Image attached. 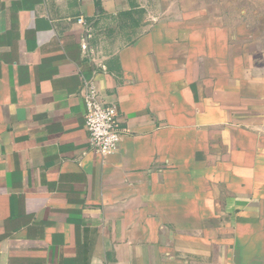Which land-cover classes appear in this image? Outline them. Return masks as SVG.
Here are the masks:
<instances>
[{
	"label": "crops",
	"instance_id": "crops-1",
	"mask_svg": "<svg viewBox=\"0 0 264 264\" xmlns=\"http://www.w3.org/2000/svg\"><path fill=\"white\" fill-rule=\"evenodd\" d=\"M212 4L0 0V264H264V49Z\"/></svg>",
	"mask_w": 264,
	"mask_h": 264
},
{
	"label": "built area",
	"instance_id": "built-area-1",
	"mask_svg": "<svg viewBox=\"0 0 264 264\" xmlns=\"http://www.w3.org/2000/svg\"><path fill=\"white\" fill-rule=\"evenodd\" d=\"M81 93L85 104L84 125L88 142L100 156L113 152L123 135L122 116L117 103L104 100L91 82L85 81Z\"/></svg>",
	"mask_w": 264,
	"mask_h": 264
},
{
	"label": "rangeland",
	"instance_id": "rangeland-1",
	"mask_svg": "<svg viewBox=\"0 0 264 264\" xmlns=\"http://www.w3.org/2000/svg\"><path fill=\"white\" fill-rule=\"evenodd\" d=\"M212 6L218 7L221 19L235 22V34L251 37V54L257 56L258 63L264 49V0H213Z\"/></svg>",
	"mask_w": 264,
	"mask_h": 264
},
{
	"label": "trees",
	"instance_id": "trees-1",
	"mask_svg": "<svg viewBox=\"0 0 264 264\" xmlns=\"http://www.w3.org/2000/svg\"><path fill=\"white\" fill-rule=\"evenodd\" d=\"M95 3H97V4H98V0H95Z\"/></svg>",
	"mask_w": 264,
	"mask_h": 264
}]
</instances>
